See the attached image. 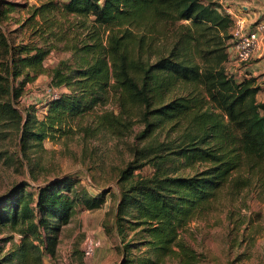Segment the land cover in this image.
<instances>
[{"label":"trees","instance_id":"trees-1","mask_svg":"<svg viewBox=\"0 0 264 264\" xmlns=\"http://www.w3.org/2000/svg\"><path fill=\"white\" fill-rule=\"evenodd\" d=\"M21 7L0 0V140L15 132L20 163L33 181V154L43 141L88 115L109 93L118 116L103 112L96 117L99 127L114 132L121 116L133 115L143 124L136 137L142 145L133 147L132 160L116 180L114 227L122 236L124 263L134 264L130 252L144 247L146 256L137 264L173 255L189 263L193 252L178 237L179 229L214 207L222 193L250 188L264 199L261 87L257 77L238 76L227 67L231 56L236 60L234 20L219 2L41 0L23 22H15L13 13ZM6 22L19 26L7 32ZM25 30L26 41L11 40L10 33ZM52 52L70 58L47 70L44 61ZM45 73L59 94L39 118L33 108L21 110L18 104L25 87ZM164 129L175 136L151 138ZM197 165L204 167L179 174ZM144 167L149 174H141ZM103 203L102 196L81 193L69 177L13 187L0 197V233L11 230L20 241L11 255L0 256V264H42L54 254L55 232L76 205L94 210ZM129 232L134 237L126 239Z\"/></svg>","mask_w":264,"mask_h":264},{"label":"rangeland","instance_id":"rangeland-1","mask_svg":"<svg viewBox=\"0 0 264 264\" xmlns=\"http://www.w3.org/2000/svg\"><path fill=\"white\" fill-rule=\"evenodd\" d=\"M8 1L22 5L18 12L13 13L15 22H23L31 7L38 6L41 2V0ZM213 1L219 2L228 14L230 12L238 18L243 16L241 8L227 10L225 1L229 3L232 1ZM255 1L257 4L255 8H260V11L264 12V0ZM243 21L246 28H253L256 23H262L244 19ZM18 26L14 22L2 25L7 32H13ZM233 31L234 27L232 33ZM28 33V30L23 34L10 33V37L17 43L21 39L26 41ZM68 58L69 53L52 52L44 61V66L49 70L60 60ZM251 60L252 57L247 62ZM232 62L233 60L227 65L228 68L243 64ZM49 84L50 79L46 73L38 76L33 83L25 87L18 108L21 110L33 108L39 118L44 117L49 100L59 94L58 90H51ZM260 91L264 92V88ZM258 94L260 99L261 92ZM106 98L88 115L74 119L70 124L64 125L61 131L53 133V139L46 138L43 141V149L33 154L36 181L31 179L26 163L24 161L20 163L21 156L17 154L18 138L15 132L11 131L4 140H0V197L21 183L37 187L69 177L76 181L81 193L91 197L102 196L104 199L99 209L90 210L80 204L76 205L69 222L61 225L55 232L54 254L51 257L44 256L42 264H130L124 263L126 252L122 250V236L116 234L114 227L119 194L116 180L119 171L132 160L133 147L136 144L142 145L136 137L143 129V124L137 115H133L130 119L121 116L119 120L122 125L117 126L114 132L99 127L96 117L103 112L113 111L115 116H118L115 98L111 93ZM22 114L24 116V113ZM174 136L169 135L164 129L159 130L151 138L161 142ZM203 167L197 165L194 168H182L179 174L192 175ZM140 172L146 175L150 170L144 167ZM29 189L26 187V190ZM134 234L129 232L126 239L134 237ZM87 237L100 241V246L91 259H83L82 254ZM178 237L192 250L193 261L185 263L186 258L178 255L157 261L151 256L154 264H264V199L250 188L243 190L239 195L222 193L214 207L179 229ZM19 241L20 236L17 233L2 229L1 258L11 255L14 252L13 245ZM144 252L145 247L130 252L136 259L134 264H137L139 258L146 256Z\"/></svg>","mask_w":264,"mask_h":264},{"label":"built area","instance_id":"built-area-1","mask_svg":"<svg viewBox=\"0 0 264 264\" xmlns=\"http://www.w3.org/2000/svg\"><path fill=\"white\" fill-rule=\"evenodd\" d=\"M229 15L235 22L233 54L238 62H247L264 47V24L256 23L253 28H246L243 19L230 12ZM99 246V240L87 237L82 248L83 258L91 259Z\"/></svg>","mask_w":264,"mask_h":264},{"label":"crops","instance_id":"crops-1","mask_svg":"<svg viewBox=\"0 0 264 264\" xmlns=\"http://www.w3.org/2000/svg\"><path fill=\"white\" fill-rule=\"evenodd\" d=\"M232 2L225 1V6L228 11L231 9L241 8L243 10V16H239L245 21H259L264 23V12H261L260 8H255L257 4H255V0H230ZM239 10V9H238ZM237 10V11H238ZM253 60L249 62H242V66H238L236 64L234 67H229L231 71L236 73L238 76L250 74L254 77H257V83L260 85L261 89L264 88V47L255 55L252 56ZM231 60L235 63H239L234 60L231 56ZM232 62V63H233ZM261 92V98L259 100L264 101V92ZM259 95V94H258ZM257 95V97H258Z\"/></svg>","mask_w":264,"mask_h":264}]
</instances>
